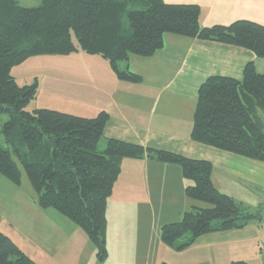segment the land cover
Listing matches in <instances>:
<instances>
[{
    "label": "trees",
    "instance_id": "16d2710c",
    "mask_svg": "<svg viewBox=\"0 0 264 264\" xmlns=\"http://www.w3.org/2000/svg\"><path fill=\"white\" fill-rule=\"evenodd\" d=\"M199 16L197 4L163 0H41L37 7L0 0V115L6 116L0 121V174L18 184L21 168L38 205L78 225L101 262L107 257L106 203L125 158L180 167L187 181L183 194L196 204L159 227L161 241L175 251L204 234L243 229L255 216L214 186L209 161L105 138V111L94 117L45 108L27 111L36 84L19 86L11 69L32 56L80 50L107 60L117 78L136 83L141 77L121 63L130 55L152 56L163 47L165 34L233 45L264 58V24L239 19L204 27ZM259 113H264V74L250 61L239 79L211 75L199 85L190 138L264 161ZM0 264L37 263L0 232Z\"/></svg>",
    "mask_w": 264,
    "mask_h": 264
},
{
    "label": "crops",
    "instance_id": "0c3cea01",
    "mask_svg": "<svg viewBox=\"0 0 264 264\" xmlns=\"http://www.w3.org/2000/svg\"><path fill=\"white\" fill-rule=\"evenodd\" d=\"M163 1L197 4L200 7L199 23L204 27L228 25L239 19L264 24V0ZM78 58L70 59L72 82L70 89L65 90L70 97L67 100L86 110L78 116L94 117L105 111L108 114L103 129L105 138L209 161L211 180L220 192L255 207L264 204V161L222 151L190 138L199 85L211 75L239 79L245 64L250 61L257 72L264 74V58L233 45L166 34L163 47L152 56L130 55L121 63V67L126 66L141 77L136 83L117 78L108 61L101 57ZM86 69L89 71L84 73ZM259 114L264 124V113ZM185 182L178 165L148 158L123 159L106 203L107 257L102 264H113L115 252L110 248L119 244L130 249L132 256L138 254L139 241L143 248V253L138 254L139 262L155 264L151 260L154 243L150 232L155 230L157 220L152 215L154 217L158 208L168 209L166 214H177L171 220L173 222L180 219L184 207L196 204L184 196ZM245 230L201 235L188 248L171 255L176 264L247 262L250 248L254 252L260 236ZM67 242L68 239L60 246V256L66 254L64 245ZM24 252L37 264H58L52 258L43 255L38 258L27 250ZM39 253H43L40 248ZM116 254L131 256L125 250Z\"/></svg>",
    "mask_w": 264,
    "mask_h": 264
},
{
    "label": "rangeland",
    "instance_id": "374dc122",
    "mask_svg": "<svg viewBox=\"0 0 264 264\" xmlns=\"http://www.w3.org/2000/svg\"><path fill=\"white\" fill-rule=\"evenodd\" d=\"M18 4L23 7H37L41 4V0H18ZM88 55L100 58L98 55H90L78 50V52L65 55H36L13 66L11 75L19 86L36 84V95L29 101L25 109L27 111L42 108L57 111L65 110L64 112H73L72 114L76 115L86 112L85 109L73 106V104L68 102L67 99L70 97L65 93V90L70 89L72 82L70 59L89 57ZM90 69L94 72L92 67ZM88 71L86 69L84 73ZM5 119L6 116L0 115L1 122ZM101 143H103V140H101ZM100 149L102 150V147ZM20 172L21 180L18 184L0 174V232L9 237L23 252L27 250L28 253L37 255L38 258L43 255L44 258H52L58 264H102L103 262L97 258V251L94 244L78 225L70 221L56 209L51 207L41 208L38 205L37 193L30 185L21 168ZM199 204L204 206L202 203ZM243 205L248 207L249 211L255 216L250 221L251 224H248L243 230H250L251 234L254 233L260 236L258 239L260 242L255 243L254 252L250 248L249 256L245 260H247L248 264H264V247L262 246V242H264V204L255 207V205L247 202V204L243 203ZM189 209H191L190 206L184 207L186 211ZM166 210L168 209L158 208L154 213V217L152 215V218L157 220L155 221L157 229L155 228L154 231L150 232V238H153L152 241L154 243L151 260L155 264L167 263L166 260H170L173 264H176L171 255V253L176 251L165 245L159 236L160 225L165 222H171L177 216L175 213L166 214ZM259 215H261L260 219H258ZM142 217L147 220L144 215ZM149 218L150 213L148 215ZM66 239H68V242L64 245L66 254L60 256L59 248ZM234 239H236V236H234ZM39 248L43 253H39ZM110 249L115 252V259L112 261L113 264H143L138 259V254L143 251L140 241L139 253L134 256L130 253V249H125L120 244ZM227 249L228 251L230 250V248ZM119 250H125L131 256L127 257L124 254H116Z\"/></svg>",
    "mask_w": 264,
    "mask_h": 264
},
{
    "label": "water",
    "instance_id": "95a60500",
    "mask_svg": "<svg viewBox=\"0 0 264 264\" xmlns=\"http://www.w3.org/2000/svg\"><path fill=\"white\" fill-rule=\"evenodd\" d=\"M0 108H1V106H0Z\"/></svg>",
    "mask_w": 264,
    "mask_h": 264
}]
</instances>
